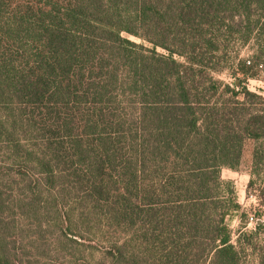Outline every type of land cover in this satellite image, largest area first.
<instances>
[{"label": "trees", "instance_id": "16d2710c", "mask_svg": "<svg viewBox=\"0 0 264 264\" xmlns=\"http://www.w3.org/2000/svg\"><path fill=\"white\" fill-rule=\"evenodd\" d=\"M259 67L264 0H0V264H245L221 173L253 140L264 202Z\"/></svg>", "mask_w": 264, "mask_h": 264}, {"label": "rangeland", "instance_id": "374dc122", "mask_svg": "<svg viewBox=\"0 0 264 264\" xmlns=\"http://www.w3.org/2000/svg\"><path fill=\"white\" fill-rule=\"evenodd\" d=\"M134 40L140 42V39L132 37ZM253 49L251 45H242L240 43L232 46L230 50V57L237 59H252ZM261 68H256L254 71L259 73L257 78L246 79L241 73L238 77H243L244 83L248 88L255 92H261L264 87L262 78L264 77ZM227 82H232L233 77L230 71H224L219 75ZM255 142L253 140H247L244 146L242 159L237 169L223 168L222 179L225 181H232L235 186L236 196L238 202L241 204V210L236 213L230 220V225L233 231V243L241 248H245V264H258V253L249 246V234L256 232L252 237L255 243L256 249L262 246L264 241V227L261 230H257V225L262 224L264 226V202L259 196V186L254 184L249 185L251 179L252 159H253V147ZM245 214V217L242 216ZM241 238V242L239 239Z\"/></svg>", "mask_w": 264, "mask_h": 264}, {"label": "water", "instance_id": "95a60500", "mask_svg": "<svg viewBox=\"0 0 264 264\" xmlns=\"http://www.w3.org/2000/svg\"><path fill=\"white\" fill-rule=\"evenodd\" d=\"M237 83L239 84V80H237Z\"/></svg>", "mask_w": 264, "mask_h": 264}]
</instances>
